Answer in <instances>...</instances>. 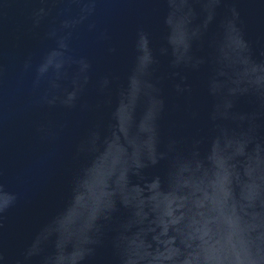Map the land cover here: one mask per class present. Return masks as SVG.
Instances as JSON below:
<instances>
[{"label":"water","instance_id":"obj_1","mask_svg":"<svg viewBox=\"0 0 264 264\" xmlns=\"http://www.w3.org/2000/svg\"><path fill=\"white\" fill-rule=\"evenodd\" d=\"M0 264H264V0H0Z\"/></svg>","mask_w":264,"mask_h":264}]
</instances>
